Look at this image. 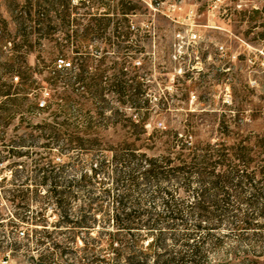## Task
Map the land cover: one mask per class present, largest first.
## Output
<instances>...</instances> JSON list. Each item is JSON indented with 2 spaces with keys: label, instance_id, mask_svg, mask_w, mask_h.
<instances>
[{
  "label": "trees",
  "instance_id": "obj_1",
  "mask_svg": "<svg viewBox=\"0 0 264 264\" xmlns=\"http://www.w3.org/2000/svg\"><path fill=\"white\" fill-rule=\"evenodd\" d=\"M152 3L157 5L154 0ZM122 4L124 13H129L141 10L143 0ZM52 9L51 5L40 12L49 20ZM30 53L33 51H24V62L33 73L35 67L27 60ZM50 53L71 61L59 63V69L48 78L49 97L43 99L36 92L39 85L35 80L23 77V88L12 92L9 87L0 103V166L4 165L0 168V197L13 209L6 216L0 207V223L6 221L13 229L33 226L31 240L36 246L49 243L39 262L31 264H94L96 246L104 242L99 248L107 253L100 260L104 264H207L203 261L210 251L206 244L216 246L223 241L213 229H231L237 240L243 241L242 236L255 225L253 219L264 218V206L243 209L231 204L234 196L242 198L248 188L254 190L250 195L256 202L264 196V163H259L264 160L250 146L230 144L228 132H221V142L205 147L178 140V133L169 130L155 129L147 136L145 113L129 115L118 110L107 115L112 109L110 100L75 92V82L86 79L87 57L79 58V73L74 78L76 63L70 51ZM123 83L129 84V80ZM119 101L136 108L141 99L130 95ZM91 111L112 125L89 119ZM18 114H22L21 121L9 132L8 126ZM113 116H117L115 122ZM53 146L65 154L76 149L89 153L90 158L98 155V162L83 172L81 155L58 165L49 152L32 154L27 150ZM252 162L256 165L251 175ZM68 167L80 171L78 180L67 179ZM1 170H8L9 176L1 175ZM256 173L263 174V183H252ZM98 174L112 183L110 188L98 189ZM180 192L192 195L193 200L177 197ZM111 197L114 214H105L103 224L113 221L112 230L86 240L85 235L92 233L98 221L95 212L103 211ZM145 202L150 206L140 207ZM49 207L55 212V221L50 220ZM50 225L69 231H49ZM19 234L29 238L25 231ZM80 236L86 244L84 256L77 255ZM148 237L151 240L146 243ZM259 242L264 240L255 239L253 250L233 248L236 260L228 264H264L262 250L255 249ZM11 246L22 245L14 240Z\"/></svg>",
  "mask_w": 264,
  "mask_h": 264
},
{
  "label": "rangeland",
  "instance_id": "obj_2",
  "mask_svg": "<svg viewBox=\"0 0 264 264\" xmlns=\"http://www.w3.org/2000/svg\"><path fill=\"white\" fill-rule=\"evenodd\" d=\"M124 1L129 5L136 3V0H0V103L6 99L2 94L9 87L12 92L23 88V77L35 80L39 85L36 92L43 99L48 98L52 92L48 78L59 69V63L71 61L57 59L50 52L65 49L76 63L74 78L79 73V58L87 57L86 79L84 83L75 82V92L110 100L112 109L107 115L118 110L129 115L145 113L147 136L155 129L169 130L178 133V140L201 147L221 142V132H228L230 144L248 145L264 160V0H154L157 5L152 0H143L141 10L129 13L123 11ZM51 5L48 20L40 11ZM193 32L198 34L196 42L189 40ZM26 50L33 51L27 56L28 63L35 67L33 73L24 62ZM124 80H129L132 86L124 84ZM130 95L141 99L138 107L121 105L120 98ZM143 100H148V104ZM90 113L87 117L94 122L112 125ZM21 115L10 123L9 132L19 124ZM116 118L113 116L112 122ZM27 150L32 154L49 152L58 165L81 155L83 172L96 166L99 158L98 155L90 158L89 153L81 154L76 149L65 154L58 146ZM255 165L253 162L250 165L251 175ZM9 173L1 170L3 176ZM79 175L80 171L68 167L67 179L78 180ZM262 175L256 173L252 183H263ZM98 180L101 191L112 185L101 174ZM248 190L243 199L234 196L231 204L243 209L263 207L264 196L256 202L250 195L254 190ZM177 197L187 202L193 200L192 195L184 192ZM112 199H107L103 211L95 212L98 221L92 233L85 235L86 240L112 230L113 221L103 224L105 214H114ZM1 200L2 212L6 216L11 214V206ZM145 203L140 207L150 206ZM53 211L49 207L50 220L55 221ZM253 224L242 236L243 241L237 240L231 229H213L223 241L216 246L206 244L210 251L203 261L228 264L236 260L231 253L233 248L253 250L255 239L264 240V218L253 219ZM32 229L33 226L26 225L13 229L6 221L0 223V259L9 254L11 264L39 262L49 243L37 247L35 240H31ZM48 230L69 231L53 225ZM19 231H25L29 238ZM14 240L22 246L12 247ZM150 240L148 237L146 243ZM85 245L80 236L78 256L86 254ZM102 246L105 242L96 246L94 264H104L100 260L107 253L99 251ZM255 249L262 250L264 260V243L259 242Z\"/></svg>",
  "mask_w": 264,
  "mask_h": 264
},
{
  "label": "built area",
  "instance_id": "obj_3",
  "mask_svg": "<svg viewBox=\"0 0 264 264\" xmlns=\"http://www.w3.org/2000/svg\"><path fill=\"white\" fill-rule=\"evenodd\" d=\"M198 38V34L196 32H193L189 35V40L190 42H196ZM0 264H11V259H10V255H4L1 259H0Z\"/></svg>",
  "mask_w": 264,
  "mask_h": 264
}]
</instances>
